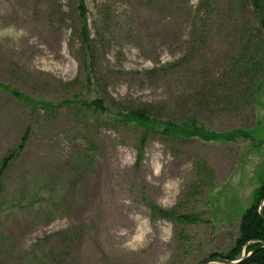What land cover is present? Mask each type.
I'll list each match as a JSON object with an SVG mask.
<instances>
[{
  "label": "rangeland",
  "instance_id": "obj_1",
  "mask_svg": "<svg viewBox=\"0 0 264 264\" xmlns=\"http://www.w3.org/2000/svg\"><path fill=\"white\" fill-rule=\"evenodd\" d=\"M85 3L87 55L68 0H0V166L28 136L1 177L0 264L225 253L264 183V27L252 5ZM98 98L104 109L86 105ZM143 103L164 120L243 135H152L139 156L140 129L118 121Z\"/></svg>",
  "mask_w": 264,
  "mask_h": 264
},
{
  "label": "trees",
  "instance_id": "obj_2",
  "mask_svg": "<svg viewBox=\"0 0 264 264\" xmlns=\"http://www.w3.org/2000/svg\"><path fill=\"white\" fill-rule=\"evenodd\" d=\"M69 4L77 11L80 21V36L81 45L84 53L87 55L91 51V38L89 27L87 23L88 7L85 0H68ZM211 0H200V5H209ZM253 7L254 14L259 22L264 27V4L263 0H248ZM85 59V56H84ZM86 60V59H85ZM26 99V98H25ZM89 108L94 110L104 109L105 105L102 99H93L86 103ZM128 106V105H125ZM160 111L159 108H154L152 104L143 103L139 106H128L123 109L120 123L133 125L140 129L139 139V156L142 155V148L147 140L152 135H160L166 138L175 140H186L192 137H200L204 140H234L241 137L243 134L240 130L232 131L227 134L211 132L200 124L196 119H188L180 122L179 120L158 118L155 113ZM184 120V119H183ZM28 140V136L24 135L22 141L17 148L10 152L9 155L3 158L0 166V191H1V177L9 166L10 161L18 152L22 151ZM264 200V183L259 189L258 197L255 203L247 209L241 218L239 224V235L234 245L225 253L213 252L209 257H221L231 261L238 260L242 254L246 255L250 252L252 254L244 260L236 264H264V247L259 248L264 243V219L259 213V203ZM155 212L163 216L172 215V212L163 211L159 207L154 206ZM264 213V206H263ZM179 220L186 222H194L195 217L189 215H177ZM205 260V259H204Z\"/></svg>",
  "mask_w": 264,
  "mask_h": 264
},
{
  "label": "water",
  "instance_id": "obj_3",
  "mask_svg": "<svg viewBox=\"0 0 264 264\" xmlns=\"http://www.w3.org/2000/svg\"><path fill=\"white\" fill-rule=\"evenodd\" d=\"M263 206H264V200L260 201V203H259V213L262 216V218L264 219ZM261 247H264V243L259 246V248H261ZM251 254H252V252L249 253L247 256H243L242 258H240L239 260H236V261H231L228 259L217 257V258H210V259L203 260L199 264H236V263L244 260L245 258L249 257Z\"/></svg>",
  "mask_w": 264,
  "mask_h": 264
}]
</instances>
